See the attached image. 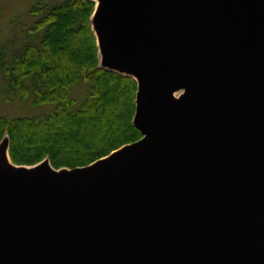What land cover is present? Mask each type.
Masks as SVG:
<instances>
[{
	"label": "water",
	"instance_id": "obj_1",
	"mask_svg": "<svg viewBox=\"0 0 264 264\" xmlns=\"http://www.w3.org/2000/svg\"><path fill=\"white\" fill-rule=\"evenodd\" d=\"M100 1L142 136L73 168L5 136L0 264H264V0Z\"/></svg>",
	"mask_w": 264,
	"mask_h": 264
},
{
	"label": "trees",
	"instance_id": "obj_2",
	"mask_svg": "<svg viewBox=\"0 0 264 264\" xmlns=\"http://www.w3.org/2000/svg\"><path fill=\"white\" fill-rule=\"evenodd\" d=\"M94 9V0H32L29 18L16 16L22 41L9 57L0 48L4 93L56 106L46 115L0 113V141L8 136L13 163L85 166L141 138L133 122L137 81L100 65ZM80 81L87 87L77 97Z\"/></svg>",
	"mask_w": 264,
	"mask_h": 264
},
{
	"label": "rangeland",
	"instance_id": "obj_3",
	"mask_svg": "<svg viewBox=\"0 0 264 264\" xmlns=\"http://www.w3.org/2000/svg\"><path fill=\"white\" fill-rule=\"evenodd\" d=\"M31 2L32 0H2V12L0 14V48H4L3 50L7 57L12 55L13 50L16 49L22 41V33L18 30L20 26L16 16L18 14H25L20 20H27L26 18H29V16L26 12ZM12 20H14V22H11ZM15 36H18L19 39H13ZM5 86V82L0 79V113L11 115H46L56 106L54 103L33 104L32 94H29V96L24 99L19 98L18 95L6 96L4 93ZM85 86L87 87V83L80 81L74 88L75 96H81L86 89Z\"/></svg>",
	"mask_w": 264,
	"mask_h": 264
},
{
	"label": "bare ground",
	"instance_id": "obj_4",
	"mask_svg": "<svg viewBox=\"0 0 264 264\" xmlns=\"http://www.w3.org/2000/svg\"><path fill=\"white\" fill-rule=\"evenodd\" d=\"M100 2H101L100 0H96V9H95V13H96V11H97V9H98V7H99ZM95 13H94V15H95ZM177 93H178V92H177ZM177 93L175 92L174 95L177 96ZM6 156H7V160L10 161V158H9L8 154H7Z\"/></svg>",
	"mask_w": 264,
	"mask_h": 264
}]
</instances>
